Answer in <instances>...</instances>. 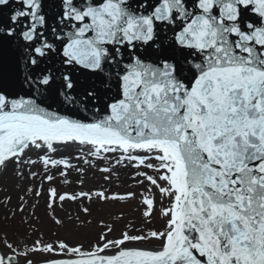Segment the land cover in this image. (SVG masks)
<instances>
[{
    "label": "snow or ice",
    "instance_id": "obj_1",
    "mask_svg": "<svg viewBox=\"0 0 264 264\" xmlns=\"http://www.w3.org/2000/svg\"><path fill=\"white\" fill-rule=\"evenodd\" d=\"M10 167L66 231L57 204L87 217L138 196L143 226L101 220L89 249L5 239L0 264H264V0H0ZM121 170L144 191L84 190Z\"/></svg>",
    "mask_w": 264,
    "mask_h": 264
},
{
    "label": "rangeland",
    "instance_id": "obj_2",
    "mask_svg": "<svg viewBox=\"0 0 264 264\" xmlns=\"http://www.w3.org/2000/svg\"><path fill=\"white\" fill-rule=\"evenodd\" d=\"M100 177H101V180H103L102 179L103 174ZM61 179L62 178L58 177L57 184H56V186L61 192L70 191V190L71 191L80 190V186L78 184L67 185V187L63 186L62 188L59 187L58 185L61 184ZM97 181L98 180H95L93 175L87 172L84 190H88V189H91L93 191L102 190L103 186L97 185L96 184ZM35 184H40L39 178H36L33 180V179L28 178V176H26V180L21 186L22 190L17 191L16 189H13L10 191L8 197L10 196L15 197L17 195H19L20 197L25 196V192L27 188L35 187ZM106 184L107 186L104 188H107L110 193H118L120 195H124L128 191H136L137 193L144 191L142 188L136 187L135 184L133 183H127V182L125 184L118 183V180L115 177H113L112 182L110 183L106 182ZM47 186H48L47 182H45L44 184L45 189L47 188ZM2 197L3 196H0V203H1ZM25 200L27 201V203H24L23 201L20 200L19 202L15 204V206H18V208H20L21 206L24 207L23 212H20L18 209V215L21 216V218L16 220L14 222L15 224L11 226L6 225V227H9L8 230H4L0 228V251H7V249L4 248V245L2 243V241H4L5 239H7V242L13 243V245L20 250H23L25 244L28 247H32L34 241L41 240V239L44 242H48V243H54V242H58L62 240L71 246H77V245L82 244L85 249H89L90 246L95 243L98 237V234L101 231V229L98 227L100 225H97L98 224L97 220L101 218V216L98 215V212L101 214H106L108 216L109 220H104V223L116 226L117 228L116 235H119V230L126 227L127 220L123 219V221H121V220H118L117 218L123 217L124 216L123 214L129 212V210H132V211L138 210V208L141 205V198L139 196L136 200L130 203H125V202H120V203H115V204L109 203L106 206H101L97 208V210L93 212L94 217L91 220L92 223L91 225H87L89 227L88 232H82L80 233V235H77V233L69 232V234H61V235L56 236L53 234L50 235L46 229H43L41 226L37 228L35 225L32 224V222H30L31 213L29 209L35 203V200H32L30 196L26 197ZM13 209H14L13 211L16 213L17 212L16 208L13 207ZM44 210H46V206ZM59 210H60V206L59 204H57L55 212ZM45 219L50 220L51 216L45 214ZM160 221L161 219L159 218V213H157V218L153 221L152 226H154L157 229H160L158 228ZM28 222H30L29 225L26 224ZM61 232L65 233L64 231H61Z\"/></svg>",
    "mask_w": 264,
    "mask_h": 264
},
{
    "label": "bare ground",
    "instance_id": "obj_3",
    "mask_svg": "<svg viewBox=\"0 0 264 264\" xmlns=\"http://www.w3.org/2000/svg\"><path fill=\"white\" fill-rule=\"evenodd\" d=\"M73 162L75 163L76 161H73ZM88 173L93 175L95 180H98L96 182L97 185H102L103 188L107 186L106 182L104 180H101L100 176L102 175V173H99L98 171H89ZM26 176H27V170L26 169H25V177L20 178V177L14 175L11 167L7 170V172L0 175V193H1L0 196H3L1 198V203H0V228H2L4 230L9 229V227H6V225L11 226V225L15 224L14 222L16 220L21 218V216L18 215V209H19L18 206H15V204L20 201V196L17 195L15 197H13V196L8 197V195H9L10 191L13 189H16L17 191L22 190L21 186L25 182ZM76 176H77V174L73 173L72 176L70 177V179L75 180ZM126 182L135 184V181H133L130 178V174L128 172H126L125 170H121L120 179L118 180V183L125 184ZM40 183H41V181H40ZM39 185L40 184H35V187H39ZM58 186L61 188L63 186L67 187L66 185H63L62 183ZM26 197H28V196H25V199H26ZM30 197L32 200H35V203L33 204L35 206L34 207L32 206L29 209V211L31 213V221L30 222H32V224L35 225L37 228L39 226H41L43 229H46L50 235L53 234L56 236L61 235V234H69V232L70 233L71 232L77 233V235H80V233H82V232H88V229H89L88 226L81 228L79 225H80L81 221L92 220V218L94 217L93 215L85 217L84 214L82 212H80L76 206L71 205V204H66L64 206V208L60 207V210L54 212L53 215H55L57 218L64 219L69 224H72L73 221L67 220L68 215L71 214V216L74 218L75 226H73L71 228V230L66 231L64 228L56 226L51 221V219L50 220L45 219L46 210H44V209L46 206V194H45V197L39 198V203H37L38 198H36L34 195H31ZM13 207L16 208V211H17L16 213L13 211L14 210ZM95 210H97V209H95ZM142 211H143V206L140 205L138 210H136V211L129 210V212L123 214L124 215L123 219H126L127 222H129V221L133 222L136 226H143L140 224V216H141ZM98 215H100L101 218H99V220H97L98 221L97 225H100L101 220L103 222H104V220H109L108 216L106 214H101L98 212ZM77 216H80V220H75V217H77ZM30 222H28L26 224L29 225ZM98 227L101 229V225ZM98 227H97V229H98ZM162 227H163V221L161 220L158 228H162ZM103 230H106V229H103ZM61 231H64L65 233H62Z\"/></svg>",
    "mask_w": 264,
    "mask_h": 264
}]
</instances>
